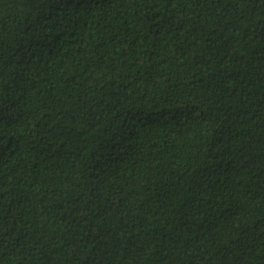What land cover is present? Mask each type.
I'll use <instances>...</instances> for the list:
<instances>
[{
    "label": "trees",
    "instance_id": "obj_1",
    "mask_svg": "<svg viewBox=\"0 0 264 264\" xmlns=\"http://www.w3.org/2000/svg\"><path fill=\"white\" fill-rule=\"evenodd\" d=\"M0 264H264V0H0Z\"/></svg>",
    "mask_w": 264,
    "mask_h": 264
}]
</instances>
